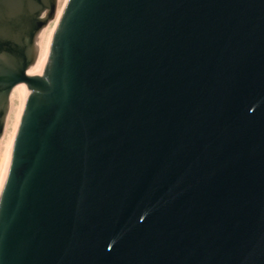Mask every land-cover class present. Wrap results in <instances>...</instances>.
I'll list each match as a JSON object with an SVG mask.
<instances>
[{
	"label": "water",
	"instance_id": "water-1",
	"mask_svg": "<svg viewBox=\"0 0 264 264\" xmlns=\"http://www.w3.org/2000/svg\"><path fill=\"white\" fill-rule=\"evenodd\" d=\"M57 3L0 0V264H264V0H67L46 52Z\"/></svg>",
	"mask_w": 264,
	"mask_h": 264
},
{
	"label": "bare ground",
	"instance_id": "bare-ground-1",
	"mask_svg": "<svg viewBox=\"0 0 264 264\" xmlns=\"http://www.w3.org/2000/svg\"><path fill=\"white\" fill-rule=\"evenodd\" d=\"M65 6H66V4L64 5V8H65ZM64 8H63V10H64ZM57 25H58V23H57ZM54 27L53 26L51 27V25H49L48 27L45 28L44 46H45V51L46 52H48L50 50L52 38H53V35L55 33V30H56L57 26H56L55 30H54ZM46 63H47V61L44 62V63H42L41 68H40L39 71H38V69H39L40 66L36 69V71L34 73V76H37V75H41L42 74V72H43V70L45 68ZM31 91H32V88L30 86V93H31ZM23 113L20 116V118L18 119V121L13 125V127H12V129L10 131V134H9L8 141H7L5 156H4L3 162H2L1 167H0V185H1V191H2V188L4 186L6 177H7V173H8V169H9L10 161H11V156H12V152H13V146H14L16 134H17V131H18V128H19V125H20V122H21Z\"/></svg>",
	"mask_w": 264,
	"mask_h": 264
},
{
	"label": "rangeland",
	"instance_id": "rangeland-1",
	"mask_svg": "<svg viewBox=\"0 0 264 264\" xmlns=\"http://www.w3.org/2000/svg\"><path fill=\"white\" fill-rule=\"evenodd\" d=\"M66 3H67V0H58L56 16H55V18H54L53 20H51V21L49 22V24H48L46 27H48L49 25H51V27H52V26H53V27L55 26V27H54V30H55V28H56V26H57V23H58V21H59V19H60V16H61V14H62V12H63L64 5H65ZM46 27H45V28H46ZM41 65H42V64H41ZM41 65H40L38 71L40 70ZM38 71H37V72H38Z\"/></svg>",
	"mask_w": 264,
	"mask_h": 264
}]
</instances>
